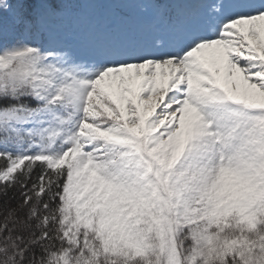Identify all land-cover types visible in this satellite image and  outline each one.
I'll use <instances>...</instances> for the list:
<instances>
[{"label": "snow or ice", "instance_id": "snow-or-ice-1", "mask_svg": "<svg viewBox=\"0 0 264 264\" xmlns=\"http://www.w3.org/2000/svg\"><path fill=\"white\" fill-rule=\"evenodd\" d=\"M0 264H264V0H0Z\"/></svg>", "mask_w": 264, "mask_h": 264}]
</instances>
